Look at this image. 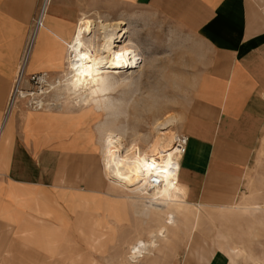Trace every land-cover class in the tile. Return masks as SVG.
Wrapping results in <instances>:
<instances>
[{"label":"crops","instance_id":"1","mask_svg":"<svg viewBox=\"0 0 264 264\" xmlns=\"http://www.w3.org/2000/svg\"><path fill=\"white\" fill-rule=\"evenodd\" d=\"M44 2L0 0V120L26 55L31 21ZM92 5L107 17H79ZM123 7L160 17L183 37L184 43L168 50L179 55L174 67L189 71L193 79V95L179 127L189 137L180 174L187 198L208 207L239 205L245 168L264 124V0H49L44 17L49 30L41 27L25 75L45 73L50 78L49 72H58L60 38L63 43L71 40L59 24L74 23L84 15L123 18L118 17ZM14 128L9 150L0 155V179L8 180L3 186L8 196L2 198L3 214L8 220L0 219V264L98 263L104 257L96 245H103L105 237L88 235L85 218H76L72 225L82 236L70 235L63 227L64 217L58 219L50 209H57L59 192L71 191L65 188H92L85 183V159L94 151L74 143L73 135L47 130L45 124L39 123L38 133L30 136L18 115ZM59 244L66 246L60 249ZM202 245L198 235L190 248L199 255ZM227 258L218 249L210 259L192 255L183 263L227 264Z\"/></svg>","mask_w":264,"mask_h":264},{"label":"rangeland","instance_id":"2","mask_svg":"<svg viewBox=\"0 0 264 264\" xmlns=\"http://www.w3.org/2000/svg\"><path fill=\"white\" fill-rule=\"evenodd\" d=\"M44 5L45 3L31 21L32 31L28 37L26 53L29 48L31 54L34 50L36 37L41 29V27H37L40 18L43 21L42 27H44V17L47 12ZM92 6H90L91 9L81 10L79 17L83 13L105 16L98 5ZM79 17L75 19L74 23L67 24L64 21V24H59L60 27L69 31V38L72 37L71 35L77 27ZM118 17H123L126 20L123 27L128 29V32L126 33L127 37L118 41L117 56L135 60L136 68L133 73L127 74L131 68L103 73L100 75L101 77L99 76V81L93 84V87L91 86V101L89 100L87 103L82 94H73L63 88V84L59 85L58 83L60 80H67L68 73H71L67 46L59 40L62 49L58 53V72H49L50 78L42 75L43 73L34 74L41 75L40 80L32 79L33 75H24L18 91L22 93H19L20 95L18 94L15 100L10 103L12 138L15 129L14 121L18 115L24 130L30 136H35L38 133L39 123L45 124L47 130L50 129L55 134H61L62 137L73 135L74 143L80 142L79 145L83 149L89 148L94 151L89 159H85L89 168L86 169L88 171L85 174L87 178L85 183L92 188L86 190L79 187L65 188L71 189V191L59 192L62 196L57 203V209L55 207L50 209L57 212L58 219H62L61 216L64 217L65 225L63 227L70 231V235L79 234L82 236L77 229L72 228V225L76 222V218L80 220L85 218L84 225L90 223L88 235L105 237L104 246L96 245L102 250L101 254L104 257L102 260L97 259L98 263L96 264H125L129 255V246L139 237L138 233L148 239L146 231H143L141 227L148 221L146 211L139 203L134 208L136 215L131 207L127 210L123 204L124 200L118 196H124L129 191L104 173L105 149H107L110 140L112 137H118L119 134L123 138L125 151L141 152L155 139L158 132L155 129L157 119L170 112L178 114L182 120L183 110L193 95L191 73L185 69L174 67V61H177L178 64L179 55L168 50L184 43L182 35L179 36L169 23L158 16L148 15L145 10L123 7L118 9ZM123 32L121 30L120 33ZM89 34V27H85L84 38L88 42L90 41ZM65 58L66 60H64ZM18 71L19 74L15 81L20 78V70ZM52 84L55 85V88H50ZM23 95L25 96L23 97ZM40 100L45 103L42 109L36 108L34 103ZM25 117H27L26 120H24ZM180 124L175 129L181 135L184 133L179 132ZM4 127L5 124H2V135L6 132ZM166 131L167 129H160L162 133ZM48 133L50 134V131ZM7 181L0 179V219L6 220L8 219L5 218L2 207L5 201L2 198H8L3 188ZM191 191L190 197L198 200ZM243 191L245 192L239 205L256 202L260 203L261 210L246 213L247 211L242 207L237 208L239 210H228L226 216L221 214L220 207H201L211 212L218 227L222 226L228 234L231 232L236 241L245 242L257 257L260 256L259 258L263 259L264 124L258 132L250 163L245 168L240 194ZM201 207L197 206L189 216V229L182 227L183 230L175 231L174 235L169 234V240H159L158 249L138 264H184L186 256L192 257L193 255L200 260L206 256V259H210L218 249L222 255L223 253L227 255L226 251L220 249L218 245V227L214 229L209 218L202 216ZM39 208L43 209L44 207ZM46 218L45 220H48L49 217ZM79 231L87 234L85 230ZM198 235L203 238V245L198 248L200 249L199 255L195 252L196 248H190L194 238ZM64 237L61 240L65 239ZM64 246L66 244H59L60 249ZM222 248L225 250V246ZM88 255L84 254L83 256L87 257ZM194 258L190 260H194ZM227 259V264H232L230 259ZM246 261L249 260L244 257L236 259L238 264H252L251 261L247 263Z\"/></svg>","mask_w":264,"mask_h":264},{"label":"bare ground","instance_id":"3","mask_svg":"<svg viewBox=\"0 0 264 264\" xmlns=\"http://www.w3.org/2000/svg\"><path fill=\"white\" fill-rule=\"evenodd\" d=\"M48 3L49 0L45 3L46 11ZM125 24L126 20L124 18L106 19L101 16L95 18L90 15L82 16L71 40L64 42L69 52L68 61L71 73H68L69 78H66L67 80H60L58 82L59 85L63 84V88L73 94H82L84 100L88 103L92 96L90 89L93 84L99 81L100 75L112 70L121 71L125 68H131V71L127 74L133 73L136 68L135 60L117 56L118 41H122V39L127 37L128 29L123 27ZM85 27L90 29L89 42L84 38ZM43 30H49V28L44 25ZM121 30L124 32L120 33ZM60 40L62 41L61 38ZM30 54L29 48L22 65H20V75L28 64ZM50 88H55V85L52 84ZM19 93L22 92H17V95ZM10 103H8L7 113L4 115L0 125V155H3L4 152L6 153L12 138V108ZM34 103L36 108L40 109L45 104L43 100ZM181 121L178 114L170 112L158 118L155 124V129L158 131L155 139L141 152L136 150L125 151L123 138L119 134L118 137H112L107 149H105L104 173L116 181L118 185L125 187L129 191L124 196H118L124 200L125 208L129 210V207H131L134 212L135 206L139 203L148 215L147 224L141 226L142 230L146 231L148 239L139 233L138 238L135 236L136 240L134 242L131 241L129 255L125 264H138L141 260L148 258L154 250L158 249L159 240H169V234L174 235L175 231L183 230L182 227L189 229V216L197 206H202V204H196L187 198V188L181 182L180 174L183 155H181L177 145L180 134L175 129ZM2 124H5L4 129L6 128V132L3 135L1 131ZM160 129H167V131L162 133ZM154 176H157L161 183L153 184L151 179ZM242 207L247 211H245L246 213L261 210L260 203L248 202L247 204L234 207L221 206L220 212L222 215L227 216L228 210L232 209L233 211V209ZM201 210L202 216L209 218L214 229L218 227L211 212L206 211L202 207ZM225 231L227 230H224L222 226L218 227L217 241L219 248L226 251L232 264H238L236 262L238 257H244L251 261L252 264H264V258L257 257L245 242L236 241L231 232L228 234ZM224 246L225 250L222 248ZM249 261H246V263Z\"/></svg>","mask_w":264,"mask_h":264},{"label":"built area","instance_id":"4","mask_svg":"<svg viewBox=\"0 0 264 264\" xmlns=\"http://www.w3.org/2000/svg\"><path fill=\"white\" fill-rule=\"evenodd\" d=\"M42 24H43V21L40 18L39 21H38L37 27L38 28L42 27ZM24 75H25V70L21 71L20 80L18 82L15 81L14 89L11 91V94H10V97H9V100H8L9 103L13 102L15 100V97L17 96V92L20 89V86H21L22 80L24 78ZM42 75H46V74L43 73ZM40 76L41 75H33L32 79H39L40 80ZM188 140H189V137L187 135L181 134L180 137H179V141L177 142V145L179 147V151H180L181 155H183V156L185 155V153L187 151ZM151 182L153 184L161 183V181L159 180V178H157V176H154L151 179Z\"/></svg>","mask_w":264,"mask_h":264}]
</instances>
